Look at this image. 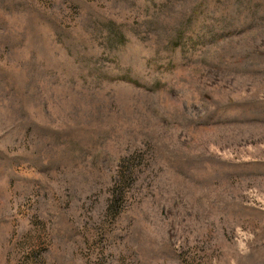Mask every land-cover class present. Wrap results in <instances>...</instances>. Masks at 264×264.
Wrapping results in <instances>:
<instances>
[{
  "label": "rangeland",
  "instance_id": "rangeland-1",
  "mask_svg": "<svg viewBox=\"0 0 264 264\" xmlns=\"http://www.w3.org/2000/svg\"><path fill=\"white\" fill-rule=\"evenodd\" d=\"M0 264H264V0H0Z\"/></svg>",
  "mask_w": 264,
  "mask_h": 264
}]
</instances>
